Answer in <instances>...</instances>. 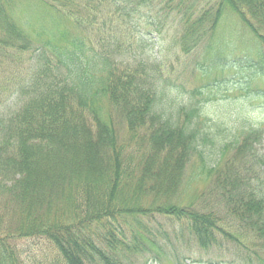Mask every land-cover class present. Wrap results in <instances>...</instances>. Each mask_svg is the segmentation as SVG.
I'll list each match as a JSON object with an SVG mask.
<instances>
[{"label":"trees","instance_id":"16d2710c","mask_svg":"<svg viewBox=\"0 0 264 264\" xmlns=\"http://www.w3.org/2000/svg\"><path fill=\"white\" fill-rule=\"evenodd\" d=\"M33 1L43 13L21 16L18 0H0V264H20L23 237L47 239L62 264H132L128 236L145 237L142 217L153 214L182 222L204 249L226 240L248 264H264V155L255 148L264 122L223 132L202 114L207 98L183 104L160 74L114 57L145 11L175 17L185 53L204 40L210 60L248 47L239 66L247 78L229 103L243 115L246 100L264 98L252 86L264 80V0ZM226 15L242 29L218 38L222 48L215 32ZM26 52L31 73L5 75ZM193 157L225 210L184 200Z\"/></svg>","mask_w":264,"mask_h":264},{"label":"rangeland","instance_id":"374dc122","mask_svg":"<svg viewBox=\"0 0 264 264\" xmlns=\"http://www.w3.org/2000/svg\"><path fill=\"white\" fill-rule=\"evenodd\" d=\"M30 9H33L35 13L44 11L43 7L33 0H18L17 14L26 15V10L28 12ZM151 12L154 13V11ZM236 22L233 16L226 15L222 18L215 32L217 42H221L218 38L232 33L233 27L241 31L242 28L236 26L238 24ZM176 23L172 14L161 15L157 20H152L150 13L145 11L144 15L141 14L133 19V26L126 32L128 35H124L120 44L121 49L114 57L117 61L130 64L133 69L138 68L140 71L141 66H145L148 73L160 74L168 86L177 87L171 96L183 104L187 101L185 98L189 99L190 96L191 99L196 98V100L207 98L208 103L202 114L210 121H214V124H219L221 131H225V127L233 129L241 122L242 124H248V121L263 124L264 114L260 110L264 109V98L246 100L245 107L252 111H247L243 115H241L243 112L239 111L242 105L229 104L240 96L239 81L243 82L245 77L247 78L248 71H245V68L240 69L239 66L249 55V51L245 49L248 47L237 45L234 50L221 51L222 54L218 60L215 57L210 60L211 52L207 46L208 43L204 40L190 52L185 53L182 45L178 43L177 35L180 30L176 27ZM60 26L63 27L62 24ZM220 45L222 48L225 46L224 43ZM21 55L14 64L8 63L5 66L7 71L4 74L22 81L31 73V64L34 63V59L32 60L31 52ZM254 56L257 57L255 53ZM206 83L208 85L203 90L204 95L197 96L193 90ZM252 86L264 87V80L256 78ZM255 148L264 155V140L256 143ZM200 164V159L193 157L185 167L181 187L184 200L208 206L219 201L221 209L225 210L222 203L224 197H219L222 189L217 192L214 184L207 185L209 184L207 179H201ZM227 186L232 187L231 184ZM203 191L206 193L202 194ZM221 194L223 195L222 192ZM142 219L147 224L145 237H141V233L137 232L140 237L133 242L131 236H128V243L132 247L128 252L132 264H248L245 253L226 240H221V243L204 249L198 245L190 231L182 226V222L157 214L144 216ZM133 225L136 231H140L137 223L134 222ZM240 236L246 241L250 240L248 239L250 235L247 233H240ZM16 241L15 245L21 253L20 264H62L56 249L47 239L23 237ZM151 241L155 242L154 245L150 244Z\"/></svg>","mask_w":264,"mask_h":264}]
</instances>
